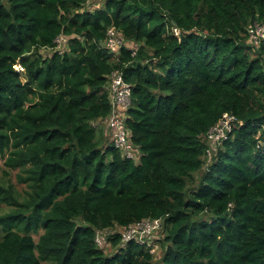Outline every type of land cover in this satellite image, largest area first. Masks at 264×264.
<instances>
[{
    "label": "trees",
    "instance_id": "16d2710c",
    "mask_svg": "<svg viewBox=\"0 0 264 264\" xmlns=\"http://www.w3.org/2000/svg\"><path fill=\"white\" fill-rule=\"evenodd\" d=\"M88 3L0 0V158L25 185L0 181V264H264V38L248 35L264 0ZM114 71L138 159L97 136ZM225 112L235 121L211 146ZM144 218L163 219L156 261L119 246ZM96 230L116 231L115 252Z\"/></svg>",
    "mask_w": 264,
    "mask_h": 264
},
{
    "label": "built area",
    "instance_id": "2783aa9c",
    "mask_svg": "<svg viewBox=\"0 0 264 264\" xmlns=\"http://www.w3.org/2000/svg\"><path fill=\"white\" fill-rule=\"evenodd\" d=\"M254 26H259L261 29V26H264V23L255 22L254 25L250 26L248 30L249 36L250 29L253 31L252 27ZM173 30L175 34L178 35L179 30ZM263 33L264 30L261 29V35ZM260 36L252 41L256 43L259 39H262ZM67 40L68 38L63 35L57 37L55 41L58 46L56 48L65 45ZM61 43L63 44L59 46ZM122 44V39L118 36V33L114 29H109L107 32V39L104 42L105 49L108 52L116 53L119 51ZM132 54H135V50H132ZM16 67L21 68L18 65ZM19 68L16 69L20 70ZM107 89L111 103V112L106 118L99 120L96 123L98 124V122H102L111 131L110 141L115 147L121 149L128 157L135 158L131 155V153L134 154V146L129 141L124 117L121 116L123 110H125L130 104V84L124 80L120 72L114 71L109 76ZM234 121L235 116L233 114L228 112L223 113L222 119L208 130L206 134L208 143L211 142L213 145L220 144L221 141L227 137L226 134L231 130ZM258 146L259 144L257 147ZM135 150L138 153V150ZM163 228L162 218H144L135 221L120 230V243L124 245L129 241H134L137 244H142L150 248V245H152L151 238L155 237V234L162 232ZM115 232V230H96L95 241L97 246L104 249L109 242V236ZM150 251L153 252L152 248H150Z\"/></svg>",
    "mask_w": 264,
    "mask_h": 264
},
{
    "label": "rangeland",
    "instance_id": "374dc122",
    "mask_svg": "<svg viewBox=\"0 0 264 264\" xmlns=\"http://www.w3.org/2000/svg\"><path fill=\"white\" fill-rule=\"evenodd\" d=\"M104 3V0H89V3L87 5V8H93V7H101L102 4ZM253 31L250 29V36H249V40L251 41V43L253 44V41L256 40L260 35H261V29L264 30V26H261V29L259 26H254L252 27ZM178 33V32H177ZM179 34V33H178ZM261 38H264V33L260 36ZM253 40V41H252ZM63 43H61L59 46H61ZM119 52H116V53H112L114 55L118 54ZM19 68V67H17ZM20 71H22L21 68H19ZM107 84L106 86L104 87V89H106V91H108L107 89ZM122 117H124V114L122 113L121 114ZM96 125L98 126L97 128V136L101 133L106 137V140L105 142L109 139L111 140L110 138V130L102 123V122H98V124L96 123ZM211 146L213 145V143H209ZM137 147H134L133 150H134V154L131 153V155H133L135 157V159H138L137 157V152L136 150ZM137 156V157H136ZM8 171L7 169H5V167L3 166V159L0 158V181H11L12 183L15 184V187L19 190V191H23L25 189V185L24 184H20V183H17L16 181V172L17 170H13V171H10L9 172V175H5V172ZM10 210V206L8 205H5V204H0V214H3V213H6ZM79 222V220H78ZM41 233V231L39 232ZM39 233H32V236L34 239H37ZM3 234V232L0 234V236ZM163 236V231L160 232L159 234H155V237L151 238L152 240V245H150L152 248V253L154 255V261H156L157 259H159L161 253H162V250H161V247H160V239L161 237ZM119 246H123L122 244H119ZM116 249H118V246H116ZM115 250V247L114 246H111V243L108 242V244L106 245V247L103 249V251L106 253V254H111ZM44 264V263H42Z\"/></svg>",
    "mask_w": 264,
    "mask_h": 264
},
{
    "label": "clouds",
    "instance_id": "9594fccd",
    "mask_svg": "<svg viewBox=\"0 0 264 264\" xmlns=\"http://www.w3.org/2000/svg\"><path fill=\"white\" fill-rule=\"evenodd\" d=\"M103 47H104V43H103Z\"/></svg>",
    "mask_w": 264,
    "mask_h": 264
}]
</instances>
